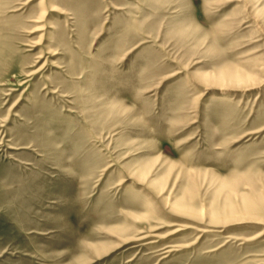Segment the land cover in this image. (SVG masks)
<instances>
[{"label":"rangeland","instance_id":"obj_1","mask_svg":"<svg viewBox=\"0 0 264 264\" xmlns=\"http://www.w3.org/2000/svg\"><path fill=\"white\" fill-rule=\"evenodd\" d=\"M0 264H264V0H0Z\"/></svg>","mask_w":264,"mask_h":264}]
</instances>
